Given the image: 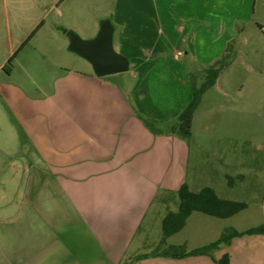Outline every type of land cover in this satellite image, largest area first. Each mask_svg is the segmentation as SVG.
Segmentation results:
<instances>
[{
	"label": "crops",
	"instance_id": "obj_1",
	"mask_svg": "<svg viewBox=\"0 0 264 264\" xmlns=\"http://www.w3.org/2000/svg\"><path fill=\"white\" fill-rule=\"evenodd\" d=\"M105 19L129 69L99 78L66 32L91 39ZM224 55L191 136L197 115L208 131L221 106L229 123L233 111L264 108V0H0V264H264V234L208 255L162 254L264 225L263 199L228 218L194 211L162 242L182 185L237 201L216 190L218 178L233 180L219 154L199 158L190 178V144L177 131L190 75L199 83Z\"/></svg>",
	"mask_w": 264,
	"mask_h": 264
},
{
	"label": "rangeland",
	"instance_id": "obj_2",
	"mask_svg": "<svg viewBox=\"0 0 264 264\" xmlns=\"http://www.w3.org/2000/svg\"><path fill=\"white\" fill-rule=\"evenodd\" d=\"M247 61L248 59L243 56L237 60L236 65ZM81 63L89 67L84 61ZM232 78L235 84L242 82L239 73L234 74ZM197 79L196 77V81ZM219 99L223 101L224 98ZM222 111H226L224 106L216 111V114L220 113L219 117H216L215 110L211 113L208 131H200L202 119L196 116L192 136L187 139L191 148L189 174L190 178L199 175V158L207 160L206 164H209L213 163L212 158L215 154L221 155L228 163L227 166H223L225 171L222 173L231 175L233 180L230 181L232 186L229 187L227 183L230 182L218 178L216 190L222 197L246 202L249 205V210L243 212L246 214L252 211L255 205L259 206L264 199V108L255 107L253 114L233 111L230 113L233 123L219 120L229 115V112L225 114ZM215 118L218 119L217 122ZM236 173L241 177L236 176ZM194 185L198 186L197 179Z\"/></svg>",
	"mask_w": 264,
	"mask_h": 264
},
{
	"label": "trees",
	"instance_id": "obj_3",
	"mask_svg": "<svg viewBox=\"0 0 264 264\" xmlns=\"http://www.w3.org/2000/svg\"><path fill=\"white\" fill-rule=\"evenodd\" d=\"M9 59L6 70L11 65ZM230 59L227 55L222 56L213 65L206 67L201 75V81L197 83L196 76L190 75L192 98L185 108L177 116V131L188 139L191 136V125L195 110L197 109L203 94L211 88L220 72L228 66ZM247 204L243 201H232L218 197L212 188L204 187L198 192H192L184 184L178 191V206L175 211H169L162 220V242L179 231L185 224L190 213L202 212L218 218H228L245 209ZM264 234V225L252 227L244 231L226 229L218 240L206 246L186 251L184 247H171L164 249L162 254L170 257L208 255L213 249L222 243H228L234 237L244 235Z\"/></svg>",
	"mask_w": 264,
	"mask_h": 264
},
{
	"label": "water",
	"instance_id": "obj_4",
	"mask_svg": "<svg viewBox=\"0 0 264 264\" xmlns=\"http://www.w3.org/2000/svg\"><path fill=\"white\" fill-rule=\"evenodd\" d=\"M113 31L110 20L105 19L100 22L98 32L91 39H82L71 30L66 32L68 50L84 59L96 77L120 74L129 69L128 59L113 47Z\"/></svg>",
	"mask_w": 264,
	"mask_h": 264
}]
</instances>
